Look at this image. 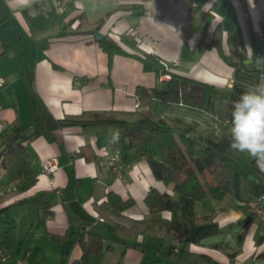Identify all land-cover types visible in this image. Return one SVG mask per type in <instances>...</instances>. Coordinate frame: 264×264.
I'll list each match as a JSON object with an SVG mask.
<instances>
[{
    "label": "crops",
    "instance_id": "1",
    "mask_svg": "<svg viewBox=\"0 0 264 264\" xmlns=\"http://www.w3.org/2000/svg\"><path fill=\"white\" fill-rule=\"evenodd\" d=\"M59 1L0 0V187L8 186L0 211L6 209L18 239L35 228L26 263L36 262L34 248L44 235L65 245L61 259L72 264L81 256L73 237L86 231L85 222L102 239L89 264H264V220L244 204L260 197L264 208V178L247 153L231 149L229 134L230 101L264 76V62L257 60L264 59L258 33L264 32V0H67L62 13L55 9ZM129 28L134 31L127 35ZM96 33L119 47L111 60ZM163 63L170 75L213 86L201 109L153 100L150 112L180 122L198 147L210 135L219 139L217 152L233 168L221 199L197 202L174 193L164 183L166 166L155 144L146 157L128 151L121 176L107 165L119 150L114 135L147 109L137 89H165ZM215 119L226 120L220 136L210 130ZM17 144L32 171L25 190L28 181L11 180L1 165ZM83 147L90 159L77 156ZM51 158L59 169L46 175L42 163ZM150 189L171 194L168 209L151 213ZM109 193L133 204L114 213ZM41 194L52 212L42 224L33 203ZM20 257L9 254L6 264Z\"/></svg>",
    "mask_w": 264,
    "mask_h": 264
},
{
    "label": "trees",
    "instance_id": "2",
    "mask_svg": "<svg viewBox=\"0 0 264 264\" xmlns=\"http://www.w3.org/2000/svg\"><path fill=\"white\" fill-rule=\"evenodd\" d=\"M102 19L104 18L99 19L96 29L91 33H95L103 22ZM98 43L110 60L119 51V47L110 39L102 38ZM212 92L213 86L207 82L192 80L176 74H171L165 89L158 87L137 89L140 104L147 109L138 121L121 131L120 137L114 142L121 152L123 164L127 165L131 160L127 154L128 151L133 150L138 157H146L151 145L155 144L158 156L166 166L164 183L170 185L174 193L197 200V202L206 198H223L225 195L223 184L231 176L233 168L217 152L219 139L210 135L205 138L207 145L204 148L198 147L194 139L187 135L189 130L180 122L154 119L150 112L153 100L159 104L181 103L193 109H201ZM86 152V148L83 147L77 156L90 159L91 157L86 155ZM92 159L97 160V157L92 156ZM250 162L260 177L264 178V171L257 166L255 159L250 157ZM1 165L11 180L28 181L23 184L21 190L27 189L32 184L31 166L21 144L8 147ZM147 193L145 203L151 213L166 210L171 205V194L159 193L155 189H150ZM44 195L41 194L33 199V203L42 211L41 224L52 213ZM107 203L108 208L117 213L131 206L133 201H122L114 193H109ZM190 215H193L192 212ZM5 225H9V221L6 209H2L0 211V250L4 251L7 258L11 253L26 256L34 239L35 228L29 227L24 236L18 239L15 227L12 225L5 227ZM87 225L85 222H80V227L84 228ZM185 233L186 229L181 235ZM51 238L54 241L62 240L58 237ZM73 238L81 248V256L72 264H89L91 256L97 255L102 248V239L88 230L76 231Z\"/></svg>",
    "mask_w": 264,
    "mask_h": 264
},
{
    "label": "clouds",
    "instance_id": "3",
    "mask_svg": "<svg viewBox=\"0 0 264 264\" xmlns=\"http://www.w3.org/2000/svg\"><path fill=\"white\" fill-rule=\"evenodd\" d=\"M248 51L251 52V49ZM258 62L264 59L257 58ZM232 105L229 134L231 149L247 153L264 171V76L248 84ZM118 139V134L114 135Z\"/></svg>",
    "mask_w": 264,
    "mask_h": 264
},
{
    "label": "built area",
    "instance_id": "4",
    "mask_svg": "<svg viewBox=\"0 0 264 264\" xmlns=\"http://www.w3.org/2000/svg\"><path fill=\"white\" fill-rule=\"evenodd\" d=\"M66 1L67 0H60L59 2H57L55 4L56 11H58L59 13H62L64 8H65ZM194 6L195 5L193 4V7ZM133 31H134L133 28H129L126 31V34L130 35L133 33ZM258 33L261 37V39H260L261 43H264V32L259 30ZM260 55L264 56V44H261ZM163 65H164L165 72H164V74H162L160 76L159 80H165L166 81V79H168V80L170 79L171 75L167 71V65L165 63H163ZM4 84H5L4 79L0 77V87H3ZM210 123H211V125H210L211 132L215 136H220L222 134L223 126L226 125V120H216L215 119ZM3 128H4V124L0 123V131H2ZM107 165L114 172L115 175L121 176L124 164L122 161L121 152L119 150H115V152L108 155ZM42 167H43V172L46 175H48V174L53 175L59 169L57 161L53 158L45 160L42 163ZM7 190H8V186L0 187V196L5 194V191H7ZM260 201H261V198L256 197V198H251L250 200H248L244 204L251 210L252 213L260 216L262 218V220H264V208L261 207ZM100 221H102V219H100ZM88 229H89V225L84 227V230L87 231ZM3 252H4L3 250H0V264H6V261H7V257L5 255V253H3ZM16 264H27L26 263V256H21L16 261Z\"/></svg>",
    "mask_w": 264,
    "mask_h": 264
},
{
    "label": "rangeland",
    "instance_id": "5",
    "mask_svg": "<svg viewBox=\"0 0 264 264\" xmlns=\"http://www.w3.org/2000/svg\"><path fill=\"white\" fill-rule=\"evenodd\" d=\"M161 87H164V85H161ZM12 208L10 209V214H12V212L15 211V209ZM23 214L24 211L22 212L21 216L23 218H26V216L25 215L23 216ZM24 220L25 219L20 220L18 222L17 225H19L18 226L19 228H21V226L24 224ZM39 238H40V243H38V247L34 248V253H33L36 260L34 264H68L67 258L61 259V252L65 251V245L59 247L55 243H52L50 240H48L46 236L44 237V235H41V237ZM69 255L70 253L68 254V257Z\"/></svg>",
    "mask_w": 264,
    "mask_h": 264
},
{
    "label": "water",
    "instance_id": "6",
    "mask_svg": "<svg viewBox=\"0 0 264 264\" xmlns=\"http://www.w3.org/2000/svg\"><path fill=\"white\" fill-rule=\"evenodd\" d=\"M103 38V36L101 35V34H99V33H96L95 34V39L96 40H101ZM249 179H253L252 177H251V175L249 176Z\"/></svg>",
    "mask_w": 264,
    "mask_h": 264
}]
</instances>
